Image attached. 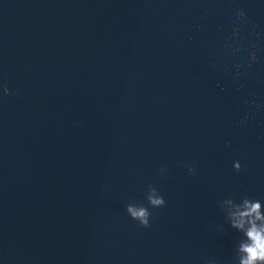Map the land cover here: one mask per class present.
Returning a JSON list of instances; mask_svg holds the SVG:
<instances>
[{
	"label": "water",
	"instance_id": "water-1",
	"mask_svg": "<svg viewBox=\"0 0 264 264\" xmlns=\"http://www.w3.org/2000/svg\"><path fill=\"white\" fill-rule=\"evenodd\" d=\"M0 82L3 264H234L222 200L264 198L262 0H0Z\"/></svg>",
	"mask_w": 264,
	"mask_h": 264
},
{
	"label": "clouds",
	"instance_id": "clouds-1",
	"mask_svg": "<svg viewBox=\"0 0 264 264\" xmlns=\"http://www.w3.org/2000/svg\"><path fill=\"white\" fill-rule=\"evenodd\" d=\"M264 2V0H262ZM248 13L242 7H237L234 13L232 35L235 37V44L240 41V28L247 20ZM239 51V47L233 48ZM258 59V48L253 47L247 56L241 57L238 61L240 68L251 67ZM13 89L7 83L0 82V96L11 94ZM247 120V116L243 118ZM233 166L237 170L241 169L243 161L236 159ZM192 174L197 172V167L190 169ZM146 200H129L126 203L127 213L144 226H151L153 210L168 203V199L163 191L151 186L145 193ZM225 220L232 228L240 234L234 245V264H264V198L245 194H230L224 196L221 203ZM222 228L223 225H218ZM0 264H3L0 261ZM212 264H221V261L214 258Z\"/></svg>",
	"mask_w": 264,
	"mask_h": 264
}]
</instances>
